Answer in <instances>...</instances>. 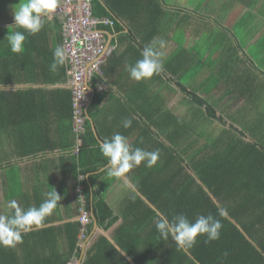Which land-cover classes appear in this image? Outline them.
I'll return each mask as SVG.
<instances>
[{"label":"trees","instance_id":"trees-1","mask_svg":"<svg viewBox=\"0 0 264 264\" xmlns=\"http://www.w3.org/2000/svg\"><path fill=\"white\" fill-rule=\"evenodd\" d=\"M103 2L105 5L92 0V14L109 18L114 31L122 30L121 21L131 24L133 31L128 35L133 39L139 35L143 42L157 32L156 23L164 13L162 0ZM41 22L43 27L35 35L16 25L0 27V85L40 84L0 88V182L7 198L15 200L19 207L38 208L46 199L42 189L24 191L22 187L30 180L42 181L38 177L34 180L29 173L22 174V170H36L41 164L54 167L72 179L74 188L81 187L77 213L82 209L93 214L97 224L108 229L118 218L105 199V190L97 186L106 174L99 169L108 160L87 120L79 136L78 153H74L77 136L72 131L71 90L52 86L67 82L68 67L65 62L56 72L50 71L53 51L62 46V21L54 17ZM105 28L108 27L99 25V29ZM11 31H21L26 36L21 53L10 49L5 37ZM187 63L178 70L186 76L183 83L190 75ZM164 67L174 73L171 62ZM95 75L90 80L92 85ZM181 88L190 97L188 109L181 117L171 110L160 112L159 122L163 116V124L155 127V132L150 129L149 134L155 142L154 137L159 135L167 142L159 140L154 147L150 145V151L158 150V161L153 167L146 166L135 180L154 208L137 200L134 213H129V218L117 227L114 240L134 264H264V121L247 122L241 128L226 126L223 116H216V110L204 97L183 84ZM99 99L94 97L88 112L92 113ZM210 120L220 126L215 135H206L203 141L207 128L203 124ZM150 121L158 122L152 117ZM56 150L59 155L49 159V153ZM221 208L227 210L226 218L218 216ZM156 210L169 221L179 213L193 221L199 215L212 214L221 219L220 238L205 243L206 236H199L195 245L181 248L171 235L164 238L157 230ZM13 211L9 208L0 215H11ZM49 218L53 217L47 215L38 228L33 226L35 229L22 234V241L15 246L0 243V264H68L79 256L80 222L47 225ZM91 228L92 223L84 232L88 235ZM82 264L130 262L107 237L100 235L90 245Z\"/></svg>","mask_w":264,"mask_h":264},{"label":"crops","instance_id":"crops-1","mask_svg":"<svg viewBox=\"0 0 264 264\" xmlns=\"http://www.w3.org/2000/svg\"><path fill=\"white\" fill-rule=\"evenodd\" d=\"M20 2L0 0V27L15 26L14 10ZM162 3L164 13L156 23L157 32L150 40L143 42L139 35L135 39L130 37L129 33L133 31L131 24L119 18L122 22L121 31H114L113 25H104L108 28L100 29L104 44H109L111 52L102 64L100 73L94 74V84L89 82L92 91L88 106L95 96L100 99L92 113L87 111L86 114V120L99 144L110 139L114 133L124 135L132 149L150 151V145L154 147L159 140L166 141L163 135H159L154 137L157 139L155 142L149 131L155 132V127L163 124V116L159 122L160 112L171 110L177 117L185 114L190 97L182 90L181 84L212 104L216 116H223L226 126L241 128L253 121H264V0H162ZM54 17L60 20V17L49 13L41 15V19ZM153 39L165 41V46L159 49L164 54L163 69L151 78L137 81L130 77L128 65H134L142 58V50ZM170 62L174 73L164 67ZM185 62H188L186 71L190 75L183 83L182 79L186 76L178 70ZM151 117L157 118V124L151 123ZM125 118L132 121L131 127H123ZM203 126H216L218 131L220 124L210 120L205 121ZM216 131L205 132L202 140H206V135H215ZM58 155L59 151L56 150L48 156L51 159ZM41 157H38L37 162L40 163ZM105 166L99 171L104 170ZM145 168L142 162L119 178L110 177L106 172L98 182L97 186L105 190V199L118 219L108 229H104L95 225L93 214L89 213L88 224L92 223V230L88 235L85 233L84 238L78 235L80 253L72 258V264H82L90 245L100 235L107 237L130 264L134 263L114 240V235L124 218L134 213L137 200L153 206L135 184L136 176L142 174ZM26 173L34 180L38 177L42 184L30 180V184L22 187L24 191L42 189L45 194L56 191L60 195V201L49 215L53 218H49L47 225L78 220L80 212L77 213L76 205L77 201H81L80 186L74 188L72 179L56 168L43 164L36 170H22V174ZM197 181L201 183L199 179ZM0 191V212L4 213L3 210L10 208L11 200L7 198L1 184ZM44 198L47 199L46 195ZM213 200L218 202L215 197ZM156 211L161 214L159 210Z\"/></svg>","mask_w":264,"mask_h":264},{"label":"clouds","instance_id":"clouds-1","mask_svg":"<svg viewBox=\"0 0 264 264\" xmlns=\"http://www.w3.org/2000/svg\"><path fill=\"white\" fill-rule=\"evenodd\" d=\"M59 0H21L18 8L14 10V24L22 27L30 35L40 32L43 27L41 15L48 14L56 10ZM10 49L14 53H21L24 50L26 36L21 31H11L5 37ZM165 46L162 39H153L141 52V59H138L134 65H128L130 77L139 81L151 78L163 69V53L159 50ZM66 61L65 50L57 46L53 51V62L50 65V71L56 72L58 66ZM87 114V111H86ZM132 121L125 118L123 127H131ZM100 151L108 160L105 171L110 177H121L130 169L138 167L142 162L147 167H153L159 158V152L147 151L142 148L132 149L127 138L114 133L110 139H105L99 145ZM47 199L37 207H30L27 210L18 206L15 200L9 202V207L13 209L11 215H0V243L5 246H15L22 241V234L31 231L33 226H40L47 215H50L55 209L60 195L56 191H50L45 194ZM218 216L227 217V210L218 209ZM156 228L164 238L171 235L181 248L192 247L197 243L199 236H206L205 243L218 240L220 230L223 225L221 219L216 216L199 215L195 220H190L186 214L179 213L173 217L172 221L159 214L156 219Z\"/></svg>","mask_w":264,"mask_h":264},{"label":"built area","instance_id":"built-area-1","mask_svg":"<svg viewBox=\"0 0 264 264\" xmlns=\"http://www.w3.org/2000/svg\"><path fill=\"white\" fill-rule=\"evenodd\" d=\"M62 21V48L66 52V84L71 90L72 131L77 136L74 153H78L79 136L85 130L86 111L91 98L87 84L92 76L100 73L101 66L110 54L104 44L99 25H112L106 17L92 14V0H59L55 11L49 13ZM80 237L85 236V227L90 222L89 213L80 211Z\"/></svg>","mask_w":264,"mask_h":264},{"label":"water","instance_id":"water-1","mask_svg":"<svg viewBox=\"0 0 264 264\" xmlns=\"http://www.w3.org/2000/svg\"><path fill=\"white\" fill-rule=\"evenodd\" d=\"M103 4L104 2L102 0H100ZM105 5V4H104ZM2 25V24H1ZM107 49L109 48V44H107L105 46ZM29 86H37V85H32V84H12V85H6V86H1V89H5V90H11V89H17V88H24V87H29ZM39 86V85H38ZM52 86H65L68 87V84H63V85H52ZM88 88L90 89V91H92V88L90 87V84H87ZM89 105V104H88ZM147 202L152 206V204L147 200ZM153 207V206H152ZM93 221L95 223V225H97L96 223V219L94 218V216L92 215ZM134 264V263H133Z\"/></svg>","mask_w":264,"mask_h":264},{"label":"rangeland","instance_id":"rangeland-1","mask_svg":"<svg viewBox=\"0 0 264 264\" xmlns=\"http://www.w3.org/2000/svg\"><path fill=\"white\" fill-rule=\"evenodd\" d=\"M217 130V127L216 126H214V127H207V128H205V132H209V133H211V132H215ZM208 133V134H209ZM0 184H1V182H0ZM0 197H1V191H0ZM73 262L71 261V262H69L68 264H72Z\"/></svg>","mask_w":264,"mask_h":264}]
</instances>
